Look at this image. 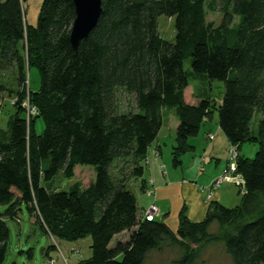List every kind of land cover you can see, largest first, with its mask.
Wrapping results in <instances>:
<instances>
[{"label":"trees","instance_id":"1","mask_svg":"<svg viewBox=\"0 0 264 264\" xmlns=\"http://www.w3.org/2000/svg\"><path fill=\"white\" fill-rule=\"evenodd\" d=\"M217 10L221 18L214 25L206 13ZM160 15L173 18V40L159 35ZM74 18L73 0H42L35 25L25 23L21 0H0V97L17 96L7 127L0 128V264L8 247L5 218H17L22 204L53 238L90 237V255L78 264H144L150 250L164 245L180 250L173 264H208L199 253L211 242L222 243L233 264H261L264 0H101L98 21L76 50L69 40ZM33 67L36 89L26 83ZM207 79L223 82L220 101L191 85ZM120 90L133 97V109L120 110ZM27 97L36 109L28 118ZM167 108L177 118L174 167L194 150L188 139L214 112L231 145L257 144L253 157L238 153L236 159L243 179L239 202L211 201L198 221L184 204L175 229L139 219L128 188L135 177L140 189L148 183L142 178L146 154ZM255 112L260 116L253 125ZM84 164L93 167V180L80 177ZM55 176L79 181L68 190L42 183ZM124 231L128 238L110 245Z\"/></svg>","mask_w":264,"mask_h":264},{"label":"rangeland","instance_id":"2","mask_svg":"<svg viewBox=\"0 0 264 264\" xmlns=\"http://www.w3.org/2000/svg\"><path fill=\"white\" fill-rule=\"evenodd\" d=\"M21 2L25 23L35 25L42 0H21ZM220 18L221 13L218 10L207 11L206 13V20L212 22L214 25H217L219 23ZM157 23L159 35L166 40H173L175 34L173 18L167 17L165 15H160L157 19ZM185 65L188 66L187 63H185ZM26 83L27 87L29 86L32 89L38 88L39 74L36 68L33 67L29 70V72H27ZM191 85L195 86V88L198 86L200 92L202 90L204 92L203 94L214 98L216 101H220L223 90V82L221 80L207 79L206 81L203 80L202 82L196 80L192 81ZM196 91H198V89ZM119 92L120 110L133 109L135 106L133 97L122 90H120ZM13 99H17V96H10L7 93H3L0 97V107L3 108L2 112L0 113V128L2 129L7 127V121L13 109ZM25 101L27 104H30L28 97L25 99ZM23 107L26 109V105H24ZM259 116V113L255 112V116L252 122L253 125H255L256 119H258ZM176 121L177 118L174 114L173 108L164 109L163 126L161 127L159 136L157 138L162 145L163 157L161 160L160 157L157 158L159 159V164H163L164 167L166 165L169 169H172L170 152L172 149V145L174 144ZM42 127L43 124L41 120L37 118V130L40 131ZM205 127L211 128V133H208V129L206 130ZM217 127V114L216 112H214L212 118L210 120H206L205 123L201 126L197 136L190 137L189 139L199 137V140L204 139L205 141L207 140L208 142H211L215 138V131ZM256 150V143H242L240 149H238L236 146L231 145L228 142V148L225 151V153L227 152L226 163L221 168L220 172L213 178H211L206 185H199V190L204 195L203 202L206 205L202 219L205 217L208 203L215 200L214 196L217 191H221L224 189L229 190L231 186H233V188L231 189H234L238 194L239 191H243V179L235 171L236 159L238 153L243 154L247 157H253ZM149 151L150 149H148L147 152L149 153ZM198 152L199 148L197 147V149L182 155V165L175 170L176 172H173L172 174L175 176H182V171H185L187 160L191 158H195L197 160V173H202L204 171V160L206 159V157L203 153L201 155L195 156ZM221 152L223 151L221 150ZM233 154L235 156L231 160V156ZM147 159L149 160V162L147 161V163L144 165L145 167L142 178L148 180V183L145 182V186L140 189V178L135 177L131 180H128V188L135 195L139 219H146V216L150 215L152 219L163 220V218H161L159 215L157 205L154 202H150V200L154 198L153 196L155 190L157 189V187L153 184V179L152 176L150 178V175H152L153 170L158 172L159 169L155 165V163H153V158H150V154H148ZM223 160L225 161V157H223ZM231 162L232 167H230ZM120 164L121 161L118 162L117 165L119 166ZM78 167V170L83 169V171L79 173L81 178H86L89 180L94 179L95 173L91 165L84 164ZM164 167H160V170L164 171ZM76 181H79L77 176L69 179H62L60 181L57 180V177L55 176L52 181L42 183L51 190H68L70 186ZM237 201L239 200L237 199ZM237 201L235 200L233 201V203H230L228 201L224 204H227L226 206H228L229 204H235V202ZM3 209L4 206L0 205V212H2ZM198 220L199 219H197V221ZM5 221L9 229V236L7 243V253L3 264H12V262H15L16 264H78L79 259L88 257L90 255L89 245L91 243V239L89 236L80 238L75 241L62 239L59 240L53 238L49 234V232H47L46 228L41 227L34 222V218L29 215L27 209L23 204L21 205V209L18 213L17 218L6 217ZM167 224H170L173 229H175L177 225H174V218H170L169 222L167 221ZM212 229L213 231L219 230L218 224L216 222L212 223ZM129 234V231H124L120 234H117L111 240L110 245H113L116 240H126ZM50 245H53V247L48 248V246ZM30 248H32V254L30 253L29 257L27 255V250ZM20 250H22L23 252H21ZM179 255L180 250L177 246L164 245L161 249L150 250L147 253L144 264H173L174 259H176ZM199 259L204 260L208 264H233L230 256L226 253L223 244L220 242H211L204 245L199 253ZM261 264H264V261Z\"/></svg>","mask_w":264,"mask_h":264},{"label":"crops","instance_id":"3","mask_svg":"<svg viewBox=\"0 0 264 264\" xmlns=\"http://www.w3.org/2000/svg\"><path fill=\"white\" fill-rule=\"evenodd\" d=\"M176 124L177 121L175 122V125ZM206 130L208 133H211V128H206ZM220 134L223 133L220 131L219 127H217L215 138L211 142L205 141L204 139L199 140V137L188 139L189 143L194 145V150L197 149V147L199 148V152L195 156L201 155L202 153L205 154L204 171L200 174L197 173L196 170L197 160L191 158L187 160L185 171H182V176L173 175L172 173L176 172L175 170L182 164L177 167L171 164L172 169L167 168L166 165L164 167L163 164H159V159L157 157H160V160L163 157L162 145L159 139H156L149 147L150 151L149 153L147 152L146 158H148V154H150V158H153V163H155L159 169L158 172L153 170L152 175H150V178L152 176L153 184L157 187L153 196L154 198H152L150 202H154L157 205L159 215L166 223L167 221L169 222L170 218H174V225L177 224L176 218L178 212L184 204L187 206V214L190 219L196 221L197 219H202L206 205L203 202L204 195L199 190V185H206L211 178L218 174L227 159V152L225 153V151L228 148V140L224 134V137ZM221 150L223 152H221ZM223 157H225V161ZM147 161L149 162L148 159ZM160 167H164L165 170L161 171ZM231 188H233V186H231L229 190L224 189L217 191L214 196L215 200L222 204L228 201L233 203V201L239 200V194ZM238 202L239 201L235 202V204ZM232 205L229 204L228 206ZM169 226L172 228L170 224Z\"/></svg>","mask_w":264,"mask_h":264},{"label":"water","instance_id":"4","mask_svg":"<svg viewBox=\"0 0 264 264\" xmlns=\"http://www.w3.org/2000/svg\"><path fill=\"white\" fill-rule=\"evenodd\" d=\"M75 18L69 36L74 50L80 41L87 37L91 29L96 25L101 13V0H73Z\"/></svg>","mask_w":264,"mask_h":264},{"label":"built area","instance_id":"5","mask_svg":"<svg viewBox=\"0 0 264 264\" xmlns=\"http://www.w3.org/2000/svg\"><path fill=\"white\" fill-rule=\"evenodd\" d=\"M25 99H26V98H25ZM25 99L23 100L22 105H23V106L26 105L25 115H26V117L28 118L30 115H34V113L36 112V109H35L34 106H32V105H30V104H27L26 101H25ZM15 101H16V99H15V100L13 99L12 103H15ZM0 105H1V102H0ZM234 156H235L234 154L231 156V160H232V158H233ZM230 167H232V162L230 163ZM231 169H232V168H231ZM146 219L151 220L152 217H151L150 215H147V216H146Z\"/></svg>","mask_w":264,"mask_h":264}]
</instances>
